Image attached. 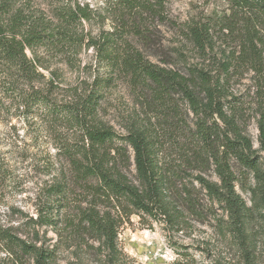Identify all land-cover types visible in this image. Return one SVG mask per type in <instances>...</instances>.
Returning a JSON list of instances; mask_svg holds the SVG:
<instances>
[{
	"label": "trees",
	"instance_id": "obj_1",
	"mask_svg": "<svg viewBox=\"0 0 264 264\" xmlns=\"http://www.w3.org/2000/svg\"><path fill=\"white\" fill-rule=\"evenodd\" d=\"M230 1L244 13L249 34L255 29L260 33L257 23L264 22V0ZM104 2L102 7L85 0H0V123L16 117L34 127L35 138L46 132L59 161H64L57 167L49 203L38 222L53 225L72 186L85 184L97 204L104 202L117 209L115 215L92 206L81 217L117 256L118 228L126 208L130 214L179 223L184 206L198 210L197 196L191 192L195 181L202 193L226 206L234 219L231 230L246 241L252 207L236 189L239 178L232 162L253 172L254 201L259 202L264 218V107L257 120L260 146L256 149L242 104L232 98L226 85L229 67L212 74L194 66L184 74L151 61L136 45L151 40L150 19L170 20L167 0ZM104 9L113 27H102L97 35L86 31L85 21H106ZM188 32L198 48L207 49L208 27L192 24ZM252 44L250 39L249 52L261 56L255 50L258 44L255 49ZM85 48L95 51V69L82 65L80 54ZM60 63L77 72L75 84L65 78ZM118 78L136 87L143 110L126 134H119L101 117L103 103ZM183 105L193 114L192 124L188 113L182 112ZM153 119L170 122L169 129L177 128L184 137L182 165L161 157L162 136ZM1 154L0 168L5 165ZM48 162L50 168L54 166ZM211 166L217 181L206 176ZM3 235L33 253L35 264H51V255L44 249L9 232Z\"/></svg>",
	"mask_w": 264,
	"mask_h": 264
},
{
	"label": "rangeland",
	"instance_id": "obj_2",
	"mask_svg": "<svg viewBox=\"0 0 264 264\" xmlns=\"http://www.w3.org/2000/svg\"><path fill=\"white\" fill-rule=\"evenodd\" d=\"M85 1L102 7L105 3L104 0ZM166 11L170 20L150 19L151 40L136 45L151 61L184 74L194 66L212 74L229 67L225 73L226 85L232 98L242 104L247 132L254 147L259 149L257 120L264 107V22L257 23L260 33L255 29V35L249 34L244 13L234 8L230 0H167ZM104 14V23L99 19L92 24L85 21V30L97 35L102 27L111 29L112 19L105 9ZM192 24H203L210 30L207 49L202 50L194 44L188 32ZM250 39L254 40L252 49L258 44L255 50L262 52L261 56L255 57L251 48L249 52ZM80 58L82 65L90 64L95 69L94 50L85 48ZM59 68L69 82H77V72L63 63ZM80 76L87 75L82 72ZM138 95L131 81L116 79L103 103L102 120L119 134H126L143 113ZM182 112L188 113V121L192 124L193 114L187 105H183ZM153 122L162 136L159 151L163 160L182 165L179 157L184 137H180L177 128L169 129L170 122L156 119ZM34 131L30 123L16 117L0 123V152L5 164L0 168V264H35L36 258L18 243L6 241L5 232L44 249L51 255V264H264V218L259 202L254 201L257 200L252 191L254 175L236 161L232 162L239 178L236 189L252 207L246 221V241L231 230L234 219L226 206L202 193L195 181L191 192L197 196L198 210L190 211L184 206L185 214L179 223L130 214V209L126 208L118 228L117 256L112 255L111 249L81 219L83 212L92 206L102 213L111 211L115 215L117 209L104 202L97 204L90 187L85 184L72 186L53 225L41 224L39 216L49 203L57 167L64 161H59L57 149L47 133L35 138ZM130 152L133 153L132 149ZM48 161L54 166L50 168ZM131 170L133 178L134 165ZM206 176L219 180L214 166L206 171Z\"/></svg>",
	"mask_w": 264,
	"mask_h": 264
}]
</instances>
